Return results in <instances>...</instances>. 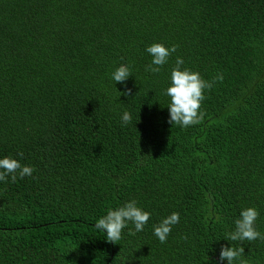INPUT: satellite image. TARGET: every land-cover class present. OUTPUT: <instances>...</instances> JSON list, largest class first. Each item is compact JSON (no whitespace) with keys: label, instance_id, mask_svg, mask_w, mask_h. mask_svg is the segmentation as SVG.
I'll return each instance as SVG.
<instances>
[{"label":"trees","instance_id":"16d2710c","mask_svg":"<svg viewBox=\"0 0 264 264\" xmlns=\"http://www.w3.org/2000/svg\"><path fill=\"white\" fill-rule=\"evenodd\" d=\"M153 43L176 47L159 73ZM177 58L223 77L188 127L168 123ZM7 156L34 171L0 181V264H221L222 246L264 264V241L225 240L248 207L264 235V0H0ZM132 200L149 221L108 242L96 222ZM172 213L161 243L153 225Z\"/></svg>","mask_w":264,"mask_h":264},{"label":"clouds","instance_id":"9594fccd","mask_svg":"<svg viewBox=\"0 0 264 264\" xmlns=\"http://www.w3.org/2000/svg\"><path fill=\"white\" fill-rule=\"evenodd\" d=\"M176 51V47L167 48L161 43H153L146 48V52L152 57L151 63L146 66V71L159 73L161 67L168 62L170 55ZM184 61L177 58L175 66L170 73V86L166 89L165 95L170 98L168 105L169 120L171 125H179L188 127L200 123L203 119V113L200 111L201 102L205 99L204 90L211 89L215 80L222 81L223 77L218 74L213 82L205 81L201 78L198 72H193L190 69L183 68ZM131 76L127 65H120L112 72V79L115 84H123ZM120 96L131 95V89L125 85V91L119 92ZM131 121V115L125 111L122 115V122L127 124ZM21 157L23 153H19ZM34 169L30 166L21 165L16 159L11 156L0 159V181H5L7 177H11V181L17 180V173L23 179L26 176H31ZM259 216L255 208L248 207L240 212V217L235 220V230L227 234V241H254L260 239L264 241V235L258 232L255 228V221ZM150 219V213L142 210L137 206V202L132 200L125 203L116 209L109 208L107 214L95 224V227L106 233L107 241L113 244L121 239L122 230L129 223L134 225L135 231L129 229V235H135L136 232L143 231L144 226ZM179 222V214L172 213L161 222L153 225L154 235L161 243L166 242L168 235L172 230V226ZM245 249L243 247H228L222 246L219 254L221 264L227 261V264H233L234 261H239V264H248L246 259H243Z\"/></svg>","mask_w":264,"mask_h":264}]
</instances>
